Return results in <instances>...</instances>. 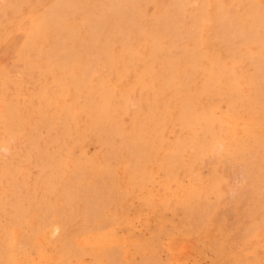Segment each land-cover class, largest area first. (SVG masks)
Listing matches in <instances>:
<instances>
[{"label":"rangeland","instance_id":"obj_1","mask_svg":"<svg viewBox=\"0 0 264 264\" xmlns=\"http://www.w3.org/2000/svg\"><path fill=\"white\" fill-rule=\"evenodd\" d=\"M0 264H264V0H0Z\"/></svg>","mask_w":264,"mask_h":264},{"label":"bare ground","instance_id":"obj_2","mask_svg":"<svg viewBox=\"0 0 264 264\" xmlns=\"http://www.w3.org/2000/svg\"><path fill=\"white\" fill-rule=\"evenodd\" d=\"M242 137V136H241ZM245 153V152H244ZM217 156V155H216ZM188 157V156H187ZM50 166V165H49ZM97 166V165H96ZM53 168V167H52ZM247 173V172H246ZM88 175V174H87ZM110 177V176H109ZM74 178V177H73ZM222 187V186H221ZM62 194V193H61ZM64 196V195H63ZM62 196V197H63ZM57 221V220H56ZM47 225V224H46ZM60 229V226L58 224H52L51 227L47 230V232L45 231V235L49 234H53L56 233L58 230ZM63 230V229H62ZM47 233V234H46ZM63 233V232H62ZM47 235V236H49ZM56 236V235H55ZM13 237V236H12ZM51 237V236H50ZM47 239V238H45ZM49 239V238H48Z\"/></svg>","mask_w":264,"mask_h":264}]
</instances>
